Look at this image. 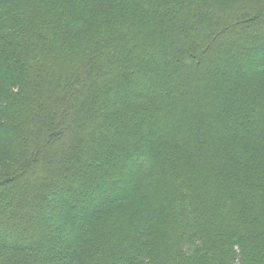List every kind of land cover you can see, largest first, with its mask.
<instances>
[{"label":"trees","instance_id":"16d2710c","mask_svg":"<svg viewBox=\"0 0 264 264\" xmlns=\"http://www.w3.org/2000/svg\"><path fill=\"white\" fill-rule=\"evenodd\" d=\"M0 264H264V0H0Z\"/></svg>","mask_w":264,"mask_h":264},{"label":"rangeland","instance_id":"374dc122","mask_svg":"<svg viewBox=\"0 0 264 264\" xmlns=\"http://www.w3.org/2000/svg\"><path fill=\"white\" fill-rule=\"evenodd\" d=\"M182 81H183V79H182ZM158 138H159V137H158ZM156 141H157V139H156ZM137 161H139V159H137V158L134 159V162L137 163ZM11 168H12V167H5L4 169H5L6 171H8V170H11ZM52 224H53V223H52ZM52 224H51V225H52ZM50 227H51V226H50ZM50 227H48L49 229L46 230L45 232H47V231H48V232H51V231H50ZM54 227L56 228V225H54L53 228H54ZM53 228H52V229H53ZM55 245H56V243L53 244V246H55Z\"/></svg>","mask_w":264,"mask_h":264}]
</instances>
